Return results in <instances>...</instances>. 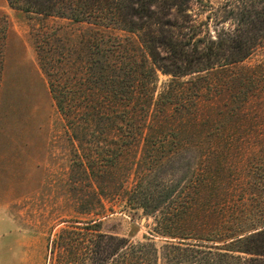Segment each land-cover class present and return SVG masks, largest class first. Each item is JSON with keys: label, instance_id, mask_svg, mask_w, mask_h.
I'll return each mask as SVG.
<instances>
[{"label": "rangeland", "instance_id": "1", "mask_svg": "<svg viewBox=\"0 0 264 264\" xmlns=\"http://www.w3.org/2000/svg\"><path fill=\"white\" fill-rule=\"evenodd\" d=\"M176 1L129 30L0 0V264H92L102 236L150 241L162 264L175 239L157 236L163 215L202 235L264 220V40L239 63L181 75L161 37L201 48L235 30L247 0ZM199 178L196 215L177 221L173 201ZM125 252L99 258L129 264Z\"/></svg>", "mask_w": 264, "mask_h": 264}, {"label": "trees", "instance_id": "2", "mask_svg": "<svg viewBox=\"0 0 264 264\" xmlns=\"http://www.w3.org/2000/svg\"><path fill=\"white\" fill-rule=\"evenodd\" d=\"M157 0H9L11 6L29 13H44L47 15H59L71 18L75 21H93L95 23H117L120 27L129 30H140L141 25L131 17H138L142 20L144 13ZM173 4L177 1L173 0ZM245 6L239 10L238 24L234 31L228 32L219 38L210 39L203 47L199 48L194 43L193 48L188 49L185 44L178 43L173 38L162 36L159 43L165 50L169 51L174 58V63L186 62L185 69L179 74L186 75L196 70V64H200V70L222 69L228 65L239 63L248 58L255 49L260 47L264 40V0H247ZM130 18V19H128ZM139 25V26H138ZM154 47V46H150ZM151 49V48H150ZM152 52L153 49H151ZM156 54V51H155ZM179 66V65H178ZM170 72V71H168ZM251 83L254 84V80ZM172 96H177V91ZM209 143L214 142L213 134L209 136ZM216 140L212 145H216ZM209 184L202 183L200 178L195 180L191 199L182 200V197L175 203V215L180 219L182 213H197V200L201 195V189ZM183 193V192H182ZM159 197L165 203L170 192L166 191ZM196 195V196H195ZM195 196V197H194ZM147 197V196H146ZM158 197V196H157ZM171 197V196H170ZM155 199H157L155 197ZM174 198H171V202ZM157 226V236L175 238L165 240L160 247L162 252V264H264V220H258V225L251 228L234 227L232 232L224 235L210 232L212 234L202 235L195 230L189 233L171 231L168 219L164 215ZM175 220V221H176ZM228 228V224L225 225ZM238 229V230H236ZM236 230V231H235ZM215 234V235H213ZM104 236L94 242L93 253L95 256L92 264H103L100 259L109 260L116 254L118 247L126 249L125 261L129 264H150L148 257L149 246L152 242L131 245L127 240H121L122 246L103 242ZM215 242H224L215 244ZM104 243V245H103ZM153 247V246H152ZM158 253V249L155 248ZM249 255V256H248ZM100 257V258H99ZM99 259V260H98ZM155 262L158 264L159 257L156 254Z\"/></svg>", "mask_w": 264, "mask_h": 264}]
</instances>
